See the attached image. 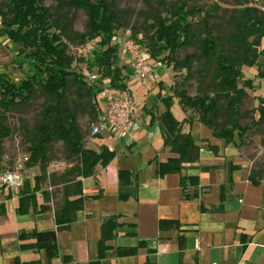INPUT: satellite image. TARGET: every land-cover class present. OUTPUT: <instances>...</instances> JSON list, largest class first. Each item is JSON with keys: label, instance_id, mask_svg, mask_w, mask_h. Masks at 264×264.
<instances>
[{"label": "trees", "instance_id": "trees-1", "mask_svg": "<svg viewBox=\"0 0 264 264\" xmlns=\"http://www.w3.org/2000/svg\"><path fill=\"white\" fill-rule=\"evenodd\" d=\"M242 9L233 17L232 32L226 38L209 24L207 16L202 23L203 37L194 31L188 19L194 15V9L187 7L188 0H180L170 9L171 20H163L154 14L146 19L143 30L149 39L148 50L155 60L175 70H187L191 74L196 61L203 63L202 77L209 79V84L195 96L189 95L182 86L174 90V96L160 98L165 111L158 117L163 136L164 148L174 157L166 162H157L156 175L164 178L168 175H180V187L184 198L189 199L188 190L195 188L194 197L198 198L200 181L198 177L183 176L184 165L195 164L200 160L201 148L195 143L191 132H184V126L194 123L189 119L179 121L172 112L174 98L178 99L183 111L190 109L198 114V123L207 127L214 138L223 140L226 145L235 144V133L242 140L248 132V127L240 125V106L246 97V88H252L250 81L240 87L243 79V67H254L260 56L261 41L264 39V14H259L257 8L250 7L253 0H238ZM57 13L46 6L45 0H8L1 7L0 16L4 27L1 34L16 46L19 64L29 65V74L20 82H15L0 75V144L10 135L8 127L11 112L20 110L31 104L38 95L45 98L41 123L33 130L24 129L28 148L29 168L39 167L40 176L34 183L25 181L20 192L17 212L26 215L50 211V194L42 192L45 182H58L62 185V203L55 209L57 230L49 232L22 233L20 239L30 237L35 243L29 248L45 249L48 264L59 257L57 250V233L65 231L77 221L78 212L84 209L87 200L98 197H86L83 193L82 180L91 178L98 165L107 167L115 158V152H110L103 146L101 152L89 149L81 132L77 109H72L69 103L70 90L79 101H86L91 106V113L97 122L99 106L97 94L99 87L89 86L82 74L72 70L75 58L68 50V41L79 45L94 43L97 47L94 61L89 64L90 70L95 68L102 79H110L113 87L125 89L123 69L117 68L119 48L113 44L117 31L126 25L121 23L120 14L114 10V4L108 0H56ZM76 9L83 11L88 23L83 34L72 30V25L60 11ZM134 29V34L136 35ZM136 39V38H135ZM137 41V39H136ZM139 42V41H138ZM141 43V41L139 42ZM143 44V43H141ZM190 47H197L199 54L177 59V53ZM230 48V50L227 49ZM83 62V60H80ZM258 77L264 80V66L259 67ZM226 101V122L219 123L222 112L220 103ZM93 103V104H92ZM258 122H264V109L260 108ZM62 143L66 158L72 165L60 176L48 175L51 164L52 145ZM212 151H217L212 148ZM3 150L0 149V162ZM238 169L231 165V171ZM128 173L119 172L122 185H129L124 177ZM263 171L252 170L248 180L258 186ZM231 182V179L230 181ZM42 192L44 201L39 205L37 194ZM223 193V188H222ZM12 199V196H8ZM223 202L216 212H223ZM202 211L204 210L201 204ZM117 217L108 218L102 225V236L99 242V258L91 264H100L105 253L110 249L108 242L114 239L116 230L120 227ZM159 228L162 231L180 230L181 225L176 220H161ZM180 252L185 250V239H180ZM144 243L137 248L117 249L119 257H133L138 254ZM63 264H73L71 257H63Z\"/></svg>", "mask_w": 264, "mask_h": 264}, {"label": "crops", "instance_id": "crops-1", "mask_svg": "<svg viewBox=\"0 0 264 264\" xmlns=\"http://www.w3.org/2000/svg\"><path fill=\"white\" fill-rule=\"evenodd\" d=\"M174 108L175 105L172 112ZM138 117L141 131H146L139 139L133 138L129 146L123 142L128 154L123 150L124 156L119 157L110 144H117L115 139H95L101 141V148L107 147L116 156L107 167L98 165L93 177L82 180L84 195L98 198L87 200L76 223L57 233L59 257L52 264H63V257H71L73 264L96 262L102 225L114 216L121 226L107 243L110 249L100 264H264V178L254 186L248 180L253 168L243 161L238 148L227 146L210 131L201 143L195 141L201 148L200 160L184 165L183 176L198 177L200 181L199 197L195 198L196 189L190 188L189 199H185L180 175H156L157 162L174 157L164 148L159 121L152 123L150 117ZM185 119L186 114L177 120ZM196 125L198 121L186 133L193 135ZM156 142L159 146L153 148ZM101 148L93 150L101 152ZM231 165L238 169L231 171ZM120 171L128 173L124 180L129 185L120 184ZM42 192L39 193L44 198ZM38 194L42 205L44 199L40 201ZM9 195L12 196L7 189L0 188V264H48L46 250L29 248L35 240H22L20 235L57 230L53 198L50 196L48 203L50 211L20 215V194L13 199H8ZM222 198L223 212H216ZM161 220H176L181 229L162 231ZM181 237L185 239L183 254ZM139 243L144 247L136 256H118L117 249L137 248Z\"/></svg>", "mask_w": 264, "mask_h": 264}, {"label": "rangeland", "instance_id": "rangeland-1", "mask_svg": "<svg viewBox=\"0 0 264 264\" xmlns=\"http://www.w3.org/2000/svg\"><path fill=\"white\" fill-rule=\"evenodd\" d=\"M8 0H0V9L7 3ZM67 1V0H66ZM114 4V10L120 14V21L126 26L117 31L118 38L131 35V38L136 41H141L142 46L148 50L149 39L143 30L147 17L151 15H158L161 19L170 21L171 14L170 9L172 5L179 3L180 0H108ZM46 6H48L54 14L57 13L56 0H45ZM187 7L189 10L194 9L195 14L190 16L188 21L192 23L194 31L199 35V38L203 37L202 23L204 19L209 17V24L219 32L223 38H226L230 32H232L233 17L236 12L241 8L238 0H188ZM250 7H255L264 14V0H253L250 3ZM62 17L72 25V30L76 33L83 34L86 31L88 18L83 11L76 9H65L59 12ZM134 29L137 32L134 34ZM129 33V34H128ZM136 38V39H135ZM114 43V42H113ZM140 43V44H141ZM115 44V43H114ZM69 54L75 58L76 62L73 65L72 70L78 74L86 75V63L81 62L78 57L79 47L75 41L69 42ZM230 50V48L227 49ZM259 51L264 52V39L261 41ZM120 50L118 53V60L116 67L123 69V74L130 75L128 66V58L121 56ZM148 53L150 54L149 50ZM199 51L197 47H190L188 49L181 50L177 53V59L184 60L191 55H198ZM151 57V55H150ZM151 60L159 62L151 57ZM94 61V60H93ZM16 55V46H14L4 35L0 34V75L9 78L12 81L20 82L29 74V65H20ZM90 64V63H89ZM163 67L157 72V77L153 78V83L146 89L137 85L133 86L131 94L134 98L135 108L138 115L141 118H152L155 123L158 121V117L164 111L163 103L160 98H166L174 96V90L177 87H183L187 90L189 95L195 96L202 92L206 85L209 84V79L202 77L203 63L195 61L193 64L192 72L188 75L187 70H175L173 66H167L162 64ZM264 66V55L260 56L258 63L254 67H243V79L240 87H244V83L250 81L252 88H246V97L244 98L242 105L240 106V125L248 127V132L242 140H239L238 133H235V145L243 156V161L254 171H263L264 174V122H258L260 118V108L264 109V80L259 79L258 69ZM95 68L90 72L94 73ZM130 82L129 76L126 77ZM69 103L72 109H77L79 124L81 132L85 138V145L89 149L101 148L102 143L99 140H91V131L96 121L91 113V105L86 101L77 100L74 91L70 90L68 93ZM93 104V103H92ZM45 105V98L38 95L34 101L31 102L25 108L16 110L10 113L8 120V127L10 128V135L5 138L3 145L0 144L1 151L3 150L2 160L0 166L4 169H15L18 166L22 167V174L25 181L34 183L36 177L40 176L39 167L29 168L26 166L25 157L28 156L27 148L28 143L24 129L33 130L42 121V113ZM175 108L173 114L177 119L185 117L190 121L197 122L198 114L190 109H187L184 113L182 107L178 103V99L174 98ZM222 112L219 116V123L224 125L226 122L225 106L226 101L220 103ZM150 113V115H149ZM1 114V109H0ZM140 119V118H139ZM193 125V123H192ZM189 122L185 124V132H188ZM145 129L138 135L134 136V140L139 139L143 135ZM210 130L204 125H196L192 129L193 137L197 143H201V140L205 138ZM137 136V137H136ZM102 138V137H101ZM115 139L117 144H111L118 151L119 157L124 156L128 150L123 147V142ZM109 143V142H106ZM159 143L153 146L156 148ZM139 147V146H138ZM223 147V146H222ZM125 151L122 153V151ZM137 155L138 152L134 151ZM135 155V156H137ZM237 162L236 158H233ZM72 165L66 158L65 148L60 142H56L52 145L51 164L48 169V175L60 176ZM264 175L261 177V180ZM43 191L48 192L53 198L55 206L62 203V185L55 182V184L48 180L43 184ZM40 201H43L41 193L38 194Z\"/></svg>", "mask_w": 264, "mask_h": 264}, {"label": "built area", "instance_id": "built-area-1", "mask_svg": "<svg viewBox=\"0 0 264 264\" xmlns=\"http://www.w3.org/2000/svg\"><path fill=\"white\" fill-rule=\"evenodd\" d=\"M3 27V18L0 16V34ZM113 42L118 46L121 56L128 58L130 75L126 73L123 75L129 76L131 81L124 80L125 89L113 87L111 80L102 79L98 70L94 73L90 72L89 63L94 60L97 50L94 43L81 45L78 57L86 63V83L89 86L99 87L97 94L99 115L91 131V140L101 137L109 141L118 139L129 146L134 136L142 130L131 90L135 85L145 89L151 86L163 63L151 60L148 50L138 41L133 40L131 35L123 38H118L116 35ZM27 161L28 156L25 157V163ZM24 184L21 166L15 169H4L0 166V188L7 189L12 194V199L13 196L20 194Z\"/></svg>", "mask_w": 264, "mask_h": 264}]
</instances>
